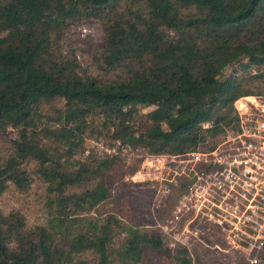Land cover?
Listing matches in <instances>:
<instances>
[{"label":"trees","instance_id":"obj_1","mask_svg":"<svg viewBox=\"0 0 264 264\" xmlns=\"http://www.w3.org/2000/svg\"><path fill=\"white\" fill-rule=\"evenodd\" d=\"M78 18L102 23L95 58L102 69L124 67V78L80 75L75 60L58 53L51 35ZM0 33V129L15 128L0 192L7 183L24 188L21 164L32 160L53 215L27 226L19 212L0 210V264H139L144 250L162 249L168 237L158 228L122 235L111 214L101 223L81 216L108 195L102 178L114 163L111 153H88L66 166L61 158L80 149L94 113L120 148L153 155L185 154L208 141L213 147L236 133L233 102L258 92L249 86L264 76L256 72L264 69V0H0ZM53 99L62 100L55 126L36 128V111ZM55 221H72L77 230ZM59 232L69 236L66 251L57 246ZM173 258L205 264L181 245Z\"/></svg>","mask_w":264,"mask_h":264},{"label":"rangeland","instance_id":"obj_2","mask_svg":"<svg viewBox=\"0 0 264 264\" xmlns=\"http://www.w3.org/2000/svg\"><path fill=\"white\" fill-rule=\"evenodd\" d=\"M55 39H58L55 45L58 53L75 60L76 64L73 68L78 74L110 83L124 78V67L119 65L114 70L102 69L100 59L95 58L99 45L105 39L103 25L98 19L66 20V23L51 35V41ZM236 67L238 68L239 65L236 64ZM228 71L227 68L224 75ZM256 72L264 73V69ZM249 87L253 90L258 89V92L248 96L264 98V93L260 91L264 87V76L252 81ZM61 107L60 99H53L40 105L35 113V127L55 126L53 118L56 109ZM151 108H141L140 113L144 114ZM88 121L89 126L82 137L80 149L69 158L63 155L64 158H61L63 166L84 158L88 153L93 155L111 153L114 156V163L102 178L108 190L106 199L81 216L93 218L97 223H101L105 215L111 214L122 223L120 224L122 235H125L126 228L151 231L158 228L168 237L167 244L160 250H144L139 264H177L173 258V249L177 245L185 247L192 254L199 255L205 264L240 263V259L243 258L241 254L232 253L233 249L230 246L225 249L226 245L221 243L217 226L211 222V219L215 218L214 205L202 201L201 198L194 204L187 205L185 202L187 194L184 191L189 190L185 162H179L177 158L166 154H150L142 147L120 148L118 142L106 135V125L102 115L91 114ZM138 124L141 122L138 121ZM228 134L218 143L225 141ZM14 136L15 128L0 129V165L10 151V141ZM63 151L58 148L57 155H62ZM21 168L26 173L28 183L24 188L7 183L5 189L0 192V210L4 213L10 210L19 212L27 226L45 224L46 220L53 218L52 213L49 215L47 213L49 195L46 184L36 174L34 161H24ZM210 194L207 197L211 202L216 203V194L214 192ZM183 203L188 206L186 212L182 209ZM72 225V221L53 223V226H60L66 232L73 233L77 229ZM111 226L114 227V224ZM68 239V235L59 232L56 237L57 246L66 251ZM218 246L221 249L225 247L224 250L228 251H220L217 249Z\"/></svg>","mask_w":264,"mask_h":264},{"label":"built area","instance_id":"obj_3","mask_svg":"<svg viewBox=\"0 0 264 264\" xmlns=\"http://www.w3.org/2000/svg\"><path fill=\"white\" fill-rule=\"evenodd\" d=\"M233 108L236 133L213 147L201 143L193 151L171 156L185 162L187 205L201 198L216 208L211 222L224 248L241 254L239 264H264V98L240 96ZM213 192L216 203L207 197ZM187 205L182 204L185 212ZM224 248L217 247L228 251Z\"/></svg>","mask_w":264,"mask_h":264}]
</instances>
